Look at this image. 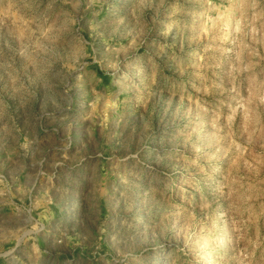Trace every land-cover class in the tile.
<instances>
[{
    "label": "rangeland",
    "instance_id": "obj_1",
    "mask_svg": "<svg viewBox=\"0 0 264 264\" xmlns=\"http://www.w3.org/2000/svg\"><path fill=\"white\" fill-rule=\"evenodd\" d=\"M0 264H264V0H0Z\"/></svg>",
    "mask_w": 264,
    "mask_h": 264
}]
</instances>
